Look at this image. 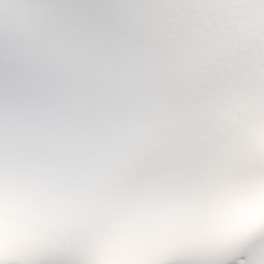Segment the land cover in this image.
Masks as SVG:
<instances>
[{"label":"snow or ice","instance_id":"obj_1","mask_svg":"<svg viewBox=\"0 0 264 264\" xmlns=\"http://www.w3.org/2000/svg\"><path fill=\"white\" fill-rule=\"evenodd\" d=\"M253 89L264 122V0H0V214L22 200L43 235L0 264H100L128 235L169 247L149 264H264V226L219 231L264 176Z\"/></svg>","mask_w":264,"mask_h":264}]
</instances>
